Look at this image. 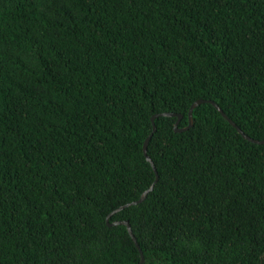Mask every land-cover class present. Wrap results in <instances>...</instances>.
<instances>
[{
    "label": "trees",
    "instance_id": "16d2710c",
    "mask_svg": "<svg viewBox=\"0 0 264 264\" xmlns=\"http://www.w3.org/2000/svg\"><path fill=\"white\" fill-rule=\"evenodd\" d=\"M264 0H0V264H264Z\"/></svg>",
    "mask_w": 264,
    "mask_h": 264
},
{
    "label": "water",
    "instance_id": "95a60500",
    "mask_svg": "<svg viewBox=\"0 0 264 264\" xmlns=\"http://www.w3.org/2000/svg\"><path fill=\"white\" fill-rule=\"evenodd\" d=\"M202 102H209V103H211L220 113H221V115L232 125V126H234L235 128H236V130L245 138V139H247V140H249L250 142H253V143H264V138L263 139H257V138H253V137H250L249 135H247L238 125H236L235 124V122L233 121V120H231L226 114H225V112L221 109V107L215 102V101H213V100H211V99H201V98H199V99H196V100H194L192 103H191V105H190V107H189V109H188V114H187V116H188V123L185 125V126H182V127H179L178 126V122H179V120H180V118H181V115L180 114H177V119H176V121L174 122V124H173V128H174V130H176V131H183V130H186V129H188L190 126H192V124H193V117H192V110H193V108L194 107H196L198 104H200V103H202ZM157 115H165V116H170V115H174V113L173 112H160V113H157V114H154V115H152L151 116V123H152V129H151V131H150V133L147 135V137L144 139V142H143V154H144V156H145V158H146V160L151 164V166H152V168H153V170H154V172H155V179H154V181L151 183V185L148 187V188H146L145 190H143V192L141 193V195L139 196V198L138 199H136V200H132V201H130V202H127V203H125V204H122V205H120V206H118V207H116V208H114L112 211H110L108 214H107V216H106V218H105V221H106V224L108 225V226H111V225H115V224H124L125 226H126V228H127V231H128V233H129V235L131 236V238H132V240L134 241V244H135V246L138 248V250H139V254H140V260L137 262V263H133V264H142L143 263V261H144V256H143V253H142V250H141V248L139 247V244H138V242H137V240H136V238H135V236H134V234H133V232H132V229H131V226H130V224H129V222H128V220H113V221H109V218H110V216L112 215V214H114L115 212H117L118 210H120V209H122V208H124V207H126V206H129V205H132V204H136V203H139V202H141L144 198H145V196H146V194H147V192L149 191V190H151L152 189V187H153V184H154V182H156V180H157V178H158V175H157V173H156V169H155V166H154V164H153V162H152V160H151V158L149 157V155L147 154V143H148V141H149V139H150V137H151V135H152V133L155 131V129H156V126H155V124H154V117L155 116H157Z\"/></svg>",
    "mask_w": 264,
    "mask_h": 264
}]
</instances>
